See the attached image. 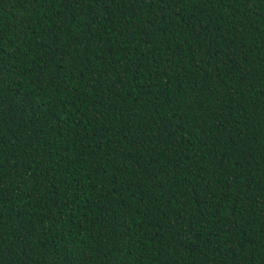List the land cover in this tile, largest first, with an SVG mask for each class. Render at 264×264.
<instances>
[{"label":"trees","instance_id":"16d2710c","mask_svg":"<svg viewBox=\"0 0 264 264\" xmlns=\"http://www.w3.org/2000/svg\"><path fill=\"white\" fill-rule=\"evenodd\" d=\"M0 264H264V0H0Z\"/></svg>","mask_w":264,"mask_h":264}]
</instances>
